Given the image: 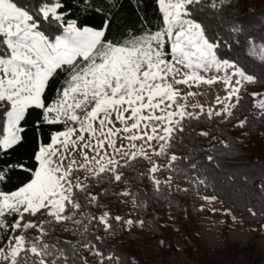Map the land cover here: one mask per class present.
Wrapping results in <instances>:
<instances>
[{"label":"snow or ice","instance_id":"obj_1","mask_svg":"<svg viewBox=\"0 0 264 264\" xmlns=\"http://www.w3.org/2000/svg\"><path fill=\"white\" fill-rule=\"evenodd\" d=\"M128 2L140 17V31L125 28L110 39L112 9L122 7L118 0H104L107 7L94 0H0V244L9 232H19L7 237L6 248L0 246V260L6 264H88L85 252L95 264H139L135 257L109 249L105 236L91 230L102 228L114 235L121 227L144 228L147 222L87 211L101 207L98 196L79 177L73 182V174L83 171L85 181L127 183L124 169L147 161L150 167L137 179L147 178L162 199L173 191H188L176 185V179L207 187L197 151L177 154L185 147L186 135H211L206 130L195 133L192 122L232 123L245 107L246 96L252 98L249 111L264 120V92H245L247 85L264 81L238 60L223 56L234 46L242 47L248 57L264 64V37L251 35L242 19L225 18L238 0H155L161 21L155 28L144 18L145 0ZM209 16L217 20L214 33L204 23ZM217 82L226 93L216 97L219 109L189 105L188 99L197 93H183L180 87ZM249 123L245 116L233 127L243 130ZM29 124L35 146L26 158L13 160L26 146ZM117 140L127 141L130 150L118 146ZM212 140L216 143L201 151L206 152L205 160L219 167L216 148L230 151L233 143ZM137 141L142 142L139 147ZM160 157L166 158L164 166L155 162ZM15 171L30 179L15 190H3ZM162 171L171 174L158 179ZM229 181L233 182L231 176ZM258 191L264 193V180ZM118 195L131 196L134 209L148 205L147 198L127 189ZM248 212L257 215L252 208ZM41 213L46 219L24 222L26 214L35 218ZM61 225H70L61 231L80 239L53 237L54 227ZM29 230L37 234L29 237Z\"/></svg>","mask_w":264,"mask_h":264},{"label":"trees","instance_id":"obj_2","mask_svg":"<svg viewBox=\"0 0 264 264\" xmlns=\"http://www.w3.org/2000/svg\"><path fill=\"white\" fill-rule=\"evenodd\" d=\"M94 2L107 7L104 5V0H94ZM118 2L122 7L112 9L114 15L108 31L110 39L122 33L125 28L140 31L138 27L140 17L133 6L128 0H118ZM68 6L71 7V4ZM233 9L236 11L234 12ZM76 14L74 11L73 15ZM143 15L149 26L155 28L160 25V13L155 0H145ZM234 16L245 21L251 35L258 39L264 37V0H238L225 13L227 20H232ZM204 23L211 26L213 33L216 31L217 20L214 17H206ZM223 56L230 60H238L250 74H255L264 81V64L248 57L242 47L234 46L232 52L225 51ZM245 92H264V83L247 85ZM244 103L245 107L237 111L236 119L232 120V123L193 121L191 127L195 133L206 130L210 131L211 135L209 137L186 135L182 141L185 147L178 151L174 150L179 155H183L186 149L197 151L198 159L202 161L205 169L204 177L209 185L207 187L189 186L186 179H176L174 183L188 191H173L167 198L162 199L154 193L153 186L147 178L137 179L141 172L150 167L147 161L137 163L133 169H124L127 183L110 184L107 180L103 183L89 180V192L98 196L101 207H90L87 211L97 216L108 211L113 217L120 215L126 219L131 218L134 221L142 219L147 222L144 228L135 225L128 229L121 227L114 235H106L102 228L99 231L93 228L91 231L94 235L105 236L104 243L109 249H116L135 257L139 264H264V252L258 244L235 243L224 236L225 231L230 227L229 223L221 228L220 240L211 246L203 245L198 229L202 218L210 214V210L203 206L205 200L202 197L215 195L216 202L229 208L225 213L226 222H230V219L235 217L233 219L235 226L244 229L251 227L264 237V193L258 191V185L264 180V135H262L264 120L258 121L256 113L249 111L252 98L246 96ZM245 116L250 120L248 126L243 130L234 128L233 125L237 120ZM242 133H248L247 137ZM25 137L26 146L13 155V160L18 157L26 158L35 146V132L31 124L28 125ZM212 137L233 143L230 151L223 147L216 148L215 155L219 167L205 160L206 152L201 151L211 148L216 143ZM45 142H47V130H45ZM160 160L161 166L167 163L166 158L160 157ZM170 174L168 171H162L157 173V178L165 180ZM229 176L232 177L233 182L229 181ZM28 179L30 176L27 173L15 171L3 186V190H15ZM126 189L136 192L141 199L147 198V207L134 209L131 196L118 195ZM164 191L168 192L167 188ZM249 208H252L257 215L253 216L249 213ZM44 219H46L45 215L38 216L36 220ZM62 227L71 226L54 227L52 236L73 242L80 239L71 232H62ZM11 234L12 232H9L4 236V242L0 246L4 247L7 237ZM36 234L34 230L28 232L29 237ZM161 241H164L163 246L160 245ZM83 254L88 259V264H95L94 258L88 256L86 252Z\"/></svg>","mask_w":264,"mask_h":264},{"label":"rangeland","instance_id":"obj_3","mask_svg":"<svg viewBox=\"0 0 264 264\" xmlns=\"http://www.w3.org/2000/svg\"><path fill=\"white\" fill-rule=\"evenodd\" d=\"M214 74L215 73L213 72V73H209L208 75L211 76ZM180 87L183 93H187L189 91L197 93V95L190 97L188 99L187 103L189 105L193 103H199L201 105H204L205 107H212L214 109H219L220 107H222V105L216 104L215 102L216 97L217 96L223 97L226 94L224 90V85L221 82H217L214 85H203L202 84L199 87L193 86L191 88L187 86H180ZM188 110L192 111L193 109L189 107ZM116 127H120L119 123L116 124ZM141 143H142L141 141L136 142L138 147L141 145ZM120 144L125 145L124 150H130L127 147L128 145L127 141L117 140V145L119 146ZM144 146L147 149V145H144ZM152 147L157 148L158 147L157 142L153 141ZM108 151L111 152V149H109ZM148 151H149V154H151V149H148ZM74 158L78 162H80L82 159L79 153H75ZM116 158L120 159L121 157L117 155ZM155 162L159 165L162 164V161L160 160V158L159 159L155 158ZM84 175L85 173L83 171H76L72 176L73 182H75L77 177H79L81 179V182L88 183L89 180L85 181L83 179ZM156 177H157V174H156ZM203 206L207 207L210 210V214L202 218V220L199 223V228H198L201 234L202 243L204 246H211L215 244L217 241H219L222 236V233L220 232L221 228L226 223H229L230 227H228V230L225 231L224 233V236L228 240H230L231 242H235V243H246V244L256 243L262 248L264 252V237L260 236V234L257 231H255L251 227H249V229L247 228L244 229V228L235 226L233 218L230 219L231 220L230 222H226L225 213L229 211V208L223 207L220 203L216 202L215 200L214 201H211V200L204 201ZM43 215L44 214L41 213L39 216H43ZM37 217L34 218L26 214L23 219H24V222H27L33 219H37ZM16 234H19V232L12 233L11 235H16ZM4 247L5 248L7 247V242L4 245ZM0 264H6V262L3 260H0Z\"/></svg>","mask_w":264,"mask_h":264}]
</instances>
